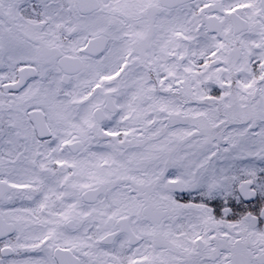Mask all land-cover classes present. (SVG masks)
Returning <instances> with one entry per match:
<instances>
[{
  "label": "snow or ice",
  "instance_id": "6c2138e0",
  "mask_svg": "<svg viewBox=\"0 0 264 264\" xmlns=\"http://www.w3.org/2000/svg\"><path fill=\"white\" fill-rule=\"evenodd\" d=\"M0 264H264V0H0Z\"/></svg>",
  "mask_w": 264,
  "mask_h": 264
}]
</instances>
